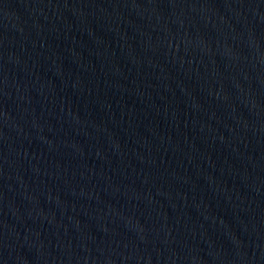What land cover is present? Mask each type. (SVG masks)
Returning a JSON list of instances; mask_svg holds the SVG:
<instances>
[{
    "label": "water",
    "instance_id": "water-1",
    "mask_svg": "<svg viewBox=\"0 0 264 264\" xmlns=\"http://www.w3.org/2000/svg\"><path fill=\"white\" fill-rule=\"evenodd\" d=\"M0 264H264V0H0Z\"/></svg>",
    "mask_w": 264,
    "mask_h": 264
}]
</instances>
